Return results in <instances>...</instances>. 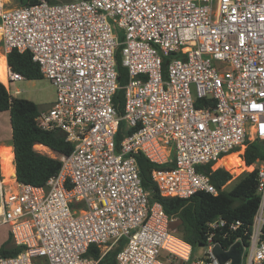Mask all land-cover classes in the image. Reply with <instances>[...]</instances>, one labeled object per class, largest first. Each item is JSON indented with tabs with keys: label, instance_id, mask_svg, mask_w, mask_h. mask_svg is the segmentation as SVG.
<instances>
[{
	"label": "built area",
	"instance_id": "obj_1",
	"mask_svg": "<svg viewBox=\"0 0 264 264\" xmlns=\"http://www.w3.org/2000/svg\"><path fill=\"white\" fill-rule=\"evenodd\" d=\"M0 42L6 53H31L56 87L37 124L74 146L52 152L61 168L44 186L15 173L5 180L0 168V226L23 248L0 264H100L121 243L114 264H234L215 248L238 245L240 264H264V162L255 165L260 204L250 230L218 218L194 247L160 202L150 204L135 156L157 166L163 196L187 199L218 192L201 166L264 141V0L0 3ZM5 75L7 84L24 79L8 64ZM121 121L129 133L117 144ZM91 246L100 257L88 255Z\"/></svg>",
	"mask_w": 264,
	"mask_h": 264
},
{
	"label": "trees",
	"instance_id": "obj_2",
	"mask_svg": "<svg viewBox=\"0 0 264 264\" xmlns=\"http://www.w3.org/2000/svg\"><path fill=\"white\" fill-rule=\"evenodd\" d=\"M18 1L21 6H25L36 4L39 0ZM48 1L50 3L61 2L60 0ZM6 57L7 64L11 69L21 73L24 79L36 80L44 77L39 64L33 61L31 53L11 50L6 54ZM116 60L118 81L120 85H123L128 80V70L122 65L120 49L117 51ZM114 104L121 114L124 108V90L122 88H119L114 95ZM4 111L10 112L17 179L23 183L44 186L51 177L58 174L61 161L37 151L35 146L43 145L58 157L70 154L74 146L66 141L63 132L40 128L37 124V117L40 113L38 105L31 100L12 96L8 87L0 81V112ZM126 133L129 131L125 130V122L121 121L116 138L117 144L120 143ZM135 156L140 168L142 185L149 194L150 204L160 202L168 216L178 220L177 234L194 247L205 244L207 224L218 218L226 219L229 222L240 221L244 229L250 230L260 204L257 167L242 174L231 189H226L232 179V174L223 167L214 169L213 163L203 165L201 170L210 176L211 182L218 190L217 194L203 191L190 198L182 199L163 196L151 176L152 169L157 166L142 153ZM243 159L248 166L263 163L264 141L248 142ZM243 231L240 229L238 234H241L246 242L248 235H244ZM12 241L9 233L6 242L0 246V257L15 256L22 251L23 248L15 245ZM122 246L121 243L120 246L115 247L101 259L100 264H114L115 255ZM88 255L98 258L100 257V249L91 246Z\"/></svg>",
	"mask_w": 264,
	"mask_h": 264
},
{
	"label": "rangeland",
	"instance_id": "obj_3",
	"mask_svg": "<svg viewBox=\"0 0 264 264\" xmlns=\"http://www.w3.org/2000/svg\"><path fill=\"white\" fill-rule=\"evenodd\" d=\"M61 2L71 1V0H60ZM0 3H4L7 7H19L18 0H0ZM6 51L4 50L1 42H0V81L3 82L9 89V92L14 97L25 98L35 102L40 110H48L51 108L57 99L56 87L51 83V81L47 77H43L42 79L36 80H28L23 79L20 81H14L7 84V80H4L2 71L4 66L6 65ZM0 138L8 144L12 145V133L10 126V112L4 111L0 112ZM10 148V147H9ZM37 150V148H35ZM246 149V148H245ZM245 149L242 148L236 152H232L227 156L220 159L213 165V168L216 169L218 167H223L228 170L232 174V179L228 183L226 189H231L238 181L239 177L245 172H250L254 170L255 165L248 166L246 165L243 154ZM47 154V153H46ZM50 156L54 157L53 153H50ZM12 167H14L13 159L11 163ZM2 168V162H1ZM13 172V169H12ZM2 175L5 179L10 178V176H5L2 170ZM178 224V220L175 219L171 226L175 228ZM9 227L8 226H0V246H2L8 237ZM13 242V241H12ZM196 254L198 256H202L205 252V248L198 247L196 249Z\"/></svg>",
	"mask_w": 264,
	"mask_h": 264
},
{
	"label": "bare ground",
	"instance_id": "obj_4",
	"mask_svg": "<svg viewBox=\"0 0 264 264\" xmlns=\"http://www.w3.org/2000/svg\"><path fill=\"white\" fill-rule=\"evenodd\" d=\"M7 67V63L4 66V69L2 71L4 80L6 79V75H5V70ZM35 148H39L38 145L35 146ZM0 155H1V162H2V170L4 172L5 176H10L12 173V169H14V167H12L11 163H12V159H13V153H12V149L9 147H2L0 148Z\"/></svg>",
	"mask_w": 264,
	"mask_h": 264
},
{
	"label": "water",
	"instance_id": "obj_5",
	"mask_svg": "<svg viewBox=\"0 0 264 264\" xmlns=\"http://www.w3.org/2000/svg\"><path fill=\"white\" fill-rule=\"evenodd\" d=\"M215 253L219 256L221 262L226 261L227 259L231 258L234 261V264L241 263V254H242V246L238 245L234 247L230 252L225 253L223 250L217 246L215 248Z\"/></svg>",
	"mask_w": 264,
	"mask_h": 264
},
{
	"label": "crops",
	"instance_id": "obj_6",
	"mask_svg": "<svg viewBox=\"0 0 264 264\" xmlns=\"http://www.w3.org/2000/svg\"><path fill=\"white\" fill-rule=\"evenodd\" d=\"M6 61H7V57H6ZM12 133V130H11ZM2 147H10L12 149V153H13V162H14V151H13V145L9 146L8 144H6L3 139L0 138V148ZM39 148H37V151L41 152V153H47L48 155H50V153H52V151L50 149H48L47 147L43 146V145H38ZM0 168H1V155H0ZM2 170V168H1ZM13 172L16 174V169H15V164H14V169ZM5 179V178H4ZM7 180V179H5ZM4 226V225H1ZM8 233V237H9V232L7 230ZM7 237V239H8ZM6 239V240H7Z\"/></svg>",
	"mask_w": 264,
	"mask_h": 264
}]
</instances>
